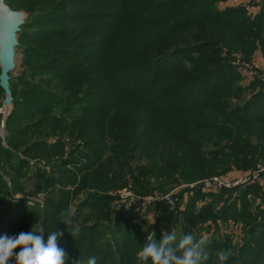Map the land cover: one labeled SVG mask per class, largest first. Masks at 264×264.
Wrapping results in <instances>:
<instances>
[{"label":"trees","instance_id":"trees-1","mask_svg":"<svg viewBox=\"0 0 264 264\" xmlns=\"http://www.w3.org/2000/svg\"><path fill=\"white\" fill-rule=\"evenodd\" d=\"M4 1L29 14L16 48L22 70L10 74L4 145L0 139V236L42 228L46 242L57 228L66 264L92 256L97 264H144L137 253L149 236L159 243L166 232H190L207 241L203 264H219L225 249L233 252L225 264H264L259 183L184 188L183 210L165 201L119 205L109 194L128 179L145 196L264 163V82L239 84L226 57L239 51L249 60L257 47L264 54V0L255 15L217 8L224 0ZM38 194L40 203L30 198ZM69 209L80 227L75 238L60 223ZM229 219L243 224L239 243L217 226L202 237L204 223L209 231Z\"/></svg>","mask_w":264,"mask_h":264},{"label":"clouds","instance_id":"clouds-1","mask_svg":"<svg viewBox=\"0 0 264 264\" xmlns=\"http://www.w3.org/2000/svg\"><path fill=\"white\" fill-rule=\"evenodd\" d=\"M71 209L60 213V223L71 226L68 231L75 238L80 233L79 225H73ZM44 230H30L21 232L15 236H0V264H10L14 259L15 264H66L68 253L59 247L58 241L64 235L57 228L49 232L45 242ZM206 239L199 240L192 233L183 234L179 239L177 234L166 232L162 240L157 243L153 236H149L148 242L137 253L139 259L147 264H203L209 259L205 251ZM19 248L17 253L15 250ZM233 255L231 249L220 250L216 253L219 264H225ZM73 264H80L79 259L73 260ZM87 264H97L96 256L87 260Z\"/></svg>","mask_w":264,"mask_h":264},{"label":"rangeland","instance_id":"rangeland-1","mask_svg":"<svg viewBox=\"0 0 264 264\" xmlns=\"http://www.w3.org/2000/svg\"><path fill=\"white\" fill-rule=\"evenodd\" d=\"M5 3V1H4ZM228 7H239L244 9V11L246 12L247 15H255L259 9H260V0H224V1H220L217 3V8L219 9H224V8H228ZM26 16H28V12H25ZM26 19V18H25ZM226 53V52H225ZM227 55V54H226ZM228 59V62H230V64L233 65V67L235 68V70L238 72L240 79H239V84L241 85H247L251 80L254 79H258L264 82V54H262V52L260 51V49L257 47L255 50H253L249 60H245L243 58V55L239 52V51H235V52H231L230 55L226 56ZM235 60V61H234ZM239 62V64L244 65L247 64L249 66L252 67L253 73L254 75L249 76L246 74L245 70H243L242 66L237 65L235 62ZM22 59H21V52L18 50H16V68L15 70L12 72V76L16 77L19 75V72L22 70ZM2 94L0 93V100ZM2 121V120H1ZM3 127L1 126L0 123V129H2ZM1 139V143H2V138ZM52 140V137H51ZM3 141H4V129H3ZM53 141V140H52ZM66 142V144H69V138H65L64 140ZM4 145V143H2ZM257 164H264V163H260V162H256L255 166ZM255 166H252L251 168L248 169H238L236 167H232L228 172H219L220 174H216V175H210V176H206L204 178H208L211 176H227V175H231V174H245L250 172L251 170L254 169ZM8 178V177H7ZM6 178L7 183L9 184V180ZM204 178H200L197 179L195 181L189 182V183H193V182H197L199 180H202ZM189 183H181V182H174L171 185H165L164 189L165 191H160V190H154L152 194L150 195H145V196H136L132 193V189H131V182L129 181V179L126 181V186L122 187L120 189H116L114 191L109 192V194L120 198L121 200L119 201L118 199V204H125L128 205L130 203L133 204H139L140 206H144L146 204H148L147 201H145V198H148L149 196H157V195H165L168 193H171L172 190L176 189V188H180L182 185L184 184H189ZM25 190L27 191L28 189L31 188V180L27 181L25 184ZM259 185L262 187V189H264V180L263 182L259 183ZM168 188V189H167ZM163 189V190H164ZM125 192H129V195H126ZM18 197H21V193H17L16 194ZM32 198V201H38L40 203L41 199H42V194H38L37 196L34 197H30ZM185 199H187V195H185L178 204V208L180 210V207L182 208L181 210H183V208L185 207ZM251 199L253 201L254 204H259L260 203V198L256 197V196H251ZM117 203V202H116ZM153 206V205H152ZM147 224L152 225L155 217H154V213L153 210H150L147 214ZM210 222V221H209ZM218 224L217 225H211L209 229V231H207L205 229V224H203V230H202V237H208L212 234V232L218 227V232H219V236H226L228 235L230 237V241L231 243L234 245H236L237 243H239L241 241V238L244 234L243 231V224L242 222H236L233 219H229L226 221H222V220H218L217 221ZM217 226V227H216ZM207 227V226H206ZM10 264H15V260L13 259Z\"/></svg>","mask_w":264,"mask_h":264},{"label":"water","instance_id":"water-1","mask_svg":"<svg viewBox=\"0 0 264 264\" xmlns=\"http://www.w3.org/2000/svg\"><path fill=\"white\" fill-rule=\"evenodd\" d=\"M25 18L23 10L12 9L6 3L0 6V88L3 91L0 112L3 124L12 109L10 74L16 68L18 33L25 23Z\"/></svg>","mask_w":264,"mask_h":264},{"label":"built area","instance_id":"built-area-1","mask_svg":"<svg viewBox=\"0 0 264 264\" xmlns=\"http://www.w3.org/2000/svg\"><path fill=\"white\" fill-rule=\"evenodd\" d=\"M235 61V60H234ZM237 65L242 66L243 70H245L246 74L249 76L254 75L252 67L244 64L241 65L239 62H235ZM3 122L1 121V126L3 127ZM0 138H2L3 141V128L0 129ZM264 180V164H257L253 170H251L248 173L241 174V175H227V176H211L208 178H204L202 180H199L197 182L184 184L180 188H176L172 190L171 193L165 194V195H157V196H149L148 198H145L148 203H154L159 201H165L169 207V209L174 210L178 208V204L180 199V191L184 188H190L193 189L196 186H199L201 192L203 193H211V192H217L222 189H232L235 187H238L240 185L246 184V183H261ZM126 195H129V192H125ZM186 195V193L183 194V197Z\"/></svg>","mask_w":264,"mask_h":264},{"label":"bare ground","instance_id":"bare-ground-1","mask_svg":"<svg viewBox=\"0 0 264 264\" xmlns=\"http://www.w3.org/2000/svg\"><path fill=\"white\" fill-rule=\"evenodd\" d=\"M4 3V0H0V6Z\"/></svg>","mask_w":264,"mask_h":264},{"label":"crops","instance_id":"crops-1","mask_svg":"<svg viewBox=\"0 0 264 264\" xmlns=\"http://www.w3.org/2000/svg\"><path fill=\"white\" fill-rule=\"evenodd\" d=\"M234 175H237V174L234 173Z\"/></svg>","mask_w":264,"mask_h":264}]
</instances>
